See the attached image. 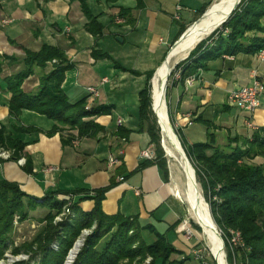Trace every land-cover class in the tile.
I'll return each instance as SVG.
<instances>
[{"label": "crops", "instance_id": "1", "mask_svg": "<svg viewBox=\"0 0 264 264\" xmlns=\"http://www.w3.org/2000/svg\"><path fill=\"white\" fill-rule=\"evenodd\" d=\"M215 1L88 0L91 14L103 28L101 38L108 39L106 50L99 48L100 38L86 31L87 19L78 1L0 0V127L10 131L15 124L40 130L20 136L26 143L22 158L32 173L16 174L24 164L2 159L0 178L18 184L34 199L56 194L58 201H64L74 193L73 203L84 213L94 207L93 191L113 181L101 202L105 215L134 219L146 244L143 235L150 232L155 237L152 243L157 235H164L173 247L185 251L174 227L184 209L174 194L172 178L156 163L140 158L152 145L146 130L138 128V94L146 75L157 71L170 47L203 12L212 10ZM43 44L63 51L71 65L61 87L70 103L85 98L88 107H112L110 115L94 118L104 128L97 138H77L71 132V143L62 144L68 132L47 137L54 123L45 116L26 110L17 118L9 114L6 79L22 70L24 50L37 52ZM94 51L104 59L96 60ZM254 72L264 84V63L248 54L211 57L197 69L185 70L173 87L177 100L173 123L188 149L206 141L207 122L211 132L224 140L249 139L264 126V97L252 118L228 101L232 90L252 84ZM40 75L35 69L23 82V91L37 92ZM188 78H193L191 85L186 84ZM87 87L95 88L97 96L89 95ZM248 121L253 128L247 127ZM119 127L130 131L125 138L115 135Z\"/></svg>", "mask_w": 264, "mask_h": 264}, {"label": "trees", "instance_id": "2", "mask_svg": "<svg viewBox=\"0 0 264 264\" xmlns=\"http://www.w3.org/2000/svg\"><path fill=\"white\" fill-rule=\"evenodd\" d=\"M70 1L80 3L82 13L87 19L86 31L93 37L101 38L103 28L91 14L88 0ZM105 1L115 3L117 0ZM263 49L264 0H242L228 20L200 41L188 57L174 69L180 71L182 77L185 70L197 69V65L208 58L238 54L257 55ZM92 55L96 60L104 59V55L98 51H94ZM197 55H200L199 59H196ZM53 61L55 63H52ZM21 64L22 70L6 79L7 90L11 94V116L17 118L23 110L45 116L54 123L52 129L45 133L47 137L68 132L66 138L62 136V144L71 143V132H76L77 138L95 139L104 131L94 118L110 115L111 106L88 107L85 98L70 103L63 92L61 87L65 72L71 68L63 51L43 44L37 52L24 50ZM48 68L49 72L46 73ZM35 69L41 72L39 88L37 92L28 94L23 91L22 84L34 74ZM153 73L146 75L144 87L138 94V128L140 131L146 130L150 144L155 147L156 159L149 162L156 163L167 173L159 148L160 131L150 116L149 81ZM206 128V141L192 145L185 149V152L209 204L212 219L225 246L231 250L228 258L233 260L234 264H264V127L252 132L249 139L228 138L225 146L217 144L216 135L214 131L211 132L208 122ZM10 129L7 131L0 127V150L10 151L8 161L17 162L22 158L26 146L20 136L39 133L40 130L15 124L11 125ZM129 132L119 127L115 135L125 138ZM240 140L242 143L238 145ZM22 168L27 174L32 173L27 162ZM113 186L114 182L111 181L109 186L93 191L91 199L94 201V207L90 212H81L77 204H72L70 211L76 215L73 225L65 221L57 230L48 226L43 239L36 238L35 243L40 245L38 250L43 253L41 264H62L65 253L79 232L94 222L97 226L96 233L86 241L75 264H118L123 260L130 263L135 259L142 261L147 257L151 258L150 264H185L189 261L188 255L181 260H170L171 255H183V252L173 247L164 235H157L154 243L146 244L141 238V228L134 219L124 218L120 214L105 215L101 202ZM55 197L56 194H49L43 198L44 205L48 204L51 210L60 213L66 203L58 201ZM34 200L22 192L18 184L0 178V257L5 247L3 238L9 232L14 214L24 217L26 203L31 204ZM47 218L50 219L51 216ZM178 225L179 223L174 227ZM59 230L64 232L63 239L58 238ZM131 230L133 235L129 236ZM230 231L240 233L243 247L231 249L228 246ZM55 239L60 240L58 252L49 250ZM42 241H45V244L41 245ZM136 242L138 246L134 249L132 247Z\"/></svg>", "mask_w": 264, "mask_h": 264}, {"label": "rangeland", "instance_id": "3", "mask_svg": "<svg viewBox=\"0 0 264 264\" xmlns=\"http://www.w3.org/2000/svg\"><path fill=\"white\" fill-rule=\"evenodd\" d=\"M218 1L219 0H216L214 2L215 4L212 8L215 7V5L217 4ZM107 42H108V39L100 38V40H97V43H99V48H101V49H106V47H108ZM180 62H181V60H179L177 63H180ZM177 63L174 64V66L172 68V75L170 74L171 76H169L168 81H167L166 107H167L171 126H172L176 136L178 137L179 142H180L183 150L185 151V149H187L189 146L185 144L181 134H177L176 127L174 126V123H173V112L175 110L176 103H177L175 89L173 88L175 86V84L177 83V81L174 77V74L178 71V70L174 69L176 67ZM159 65H161V64H159ZM152 79H153V76L151 77V79L149 81V84H150V100H151V108H150L151 114H150V116H151V120L155 121L157 127L159 128V122H158V120H157V118L153 112V108H152V99H151ZM235 90L236 89L232 90L231 92H233ZM255 119H257V117ZM159 131H160V128H159ZM159 135H160L159 148L162 151L161 158L165 163V167H166L167 172L169 173L170 178H172L171 172L175 171V169H174V167L172 168V163H170L167 156L165 155V152L163 150L162 143H161V133ZM216 141H217V143H219L220 146H225L227 144V140H224V137L218 138L216 136ZM241 143H242V140H240L238 142V145H241ZM151 149L155 151L154 145L151 146ZM0 153H5V154H8L9 156L11 154V152L7 151V150H0ZM1 159H3V157ZM8 159H3V160L8 161ZM20 159H22V158H20ZM18 161H17V163H18ZM16 170L18 171V168H16ZM20 172H22L24 174L26 173L22 167L20 168L19 173L17 172L16 174H20ZM50 172H52V170ZM178 177H179V180L182 182L183 178L179 172H178ZM196 181H197V179H196ZM197 183H198V186L200 188L201 195L204 199L205 205L207 206V208L210 212L209 204L204 198L201 185L198 181H197ZM67 198H71V200H72L71 195L66 197V199ZM43 200L44 199H41V200L35 199L34 200L35 203L34 202H32L31 204L26 203L25 208H24V217L20 216L19 214H14L9 232L7 234H5L4 238H3L5 240L4 241L5 247L3 250V254L0 257V264H19V263L41 264V261H42L41 259H42L43 253H40L38 250L40 245L38 243H35L36 238L41 237V239H43L42 237H44L45 230L48 228V226H52L55 228V230H57L58 226L63 224V222H65V221L70 225L74 224V222L76 220V215H74L70 211L71 206H69V213L66 212L65 205L62 207L60 213H57V212H55V210H51L48 207V204L44 205ZM178 200H179V198H178ZM64 202L66 203L65 200H64ZM179 202L183 206L184 215H183L179 225L176 228V233L179 234L183 240V241H181L183 243L184 250H185V251H182L183 255L184 256H186V255L190 256V259H189V261L186 262V264H217L214 257H213L211 250L207 246V243L205 242V240L202 236L201 230L195 225L194 222H192V220L189 219V215H187V213H188L187 206L182 201V199H180ZM49 215L51 216L50 219L47 218ZM183 222H186L188 224L187 228L191 232V236H190V239L188 241L184 238L185 234H183V233L180 234L177 232L178 227L180 225H182ZM96 227H97L96 223L94 222L90 227L84 228L79 232L78 236L73 240L70 248L65 253V257L62 261V264H75V262L78 259L79 254L81 253V251L85 247L86 241L96 233ZM158 229H159L158 230L159 232L162 231L160 228H158ZM128 235L132 236L133 230H131L128 233ZM143 236H144V240L148 244H151L155 238L154 234H152L150 232H145ZM58 238H60V239L64 238V232L63 231L59 230ZM222 240H223V238H222ZM78 241H81L82 245L78 249V252L76 253L75 257L70 262H68L69 261L68 257L70 255L71 251L73 250L75 244ZM44 242L45 241H42L41 245L45 244ZM223 242H224V240H223ZM137 246H138V243L136 242L132 248L135 249ZM223 248H224V257H225L226 264H234V261L230 260L228 258V255L231 254V250L228 247H226L225 244H224ZM49 250L52 252H58L60 250V240L55 239V241H53L50 244ZM181 250H182V248H181ZM194 252L198 253L197 259H195ZM180 256H182V255L173 254L170 257V260H172V261L173 260H176V261L181 260ZM150 263H151V258L147 257L146 259H144L142 261H140L139 259H135L130 263L128 262V260H123V261H120V263H118V264H150Z\"/></svg>", "mask_w": 264, "mask_h": 264}, {"label": "bare ground", "instance_id": "4", "mask_svg": "<svg viewBox=\"0 0 264 264\" xmlns=\"http://www.w3.org/2000/svg\"><path fill=\"white\" fill-rule=\"evenodd\" d=\"M237 1L219 0L206 17L195 27L191 28L185 40L168 55L166 61L154 73L151 83L152 108L159 122L162 147L168 160L172 163V168L174 167L175 169V171L171 172L174 194L179 200L182 199L187 206L189 219L201 230L202 236L217 264H226L224 245L213 229L215 224L201 195L193 168L187 163L185 156L182 154L185 151L171 126L166 107V92L168 76L171 74L174 64L182 60L201 39L208 37L213 27L228 17ZM178 172L183 178L182 182L179 180ZM81 245V241L75 244L68 257V262L75 257Z\"/></svg>", "mask_w": 264, "mask_h": 264}, {"label": "built area", "instance_id": "5", "mask_svg": "<svg viewBox=\"0 0 264 264\" xmlns=\"http://www.w3.org/2000/svg\"><path fill=\"white\" fill-rule=\"evenodd\" d=\"M180 10V7L177 6V11ZM175 19H178V16H174ZM257 60L260 64L264 63V49L261 50L257 54ZM174 77L176 81L181 80V72L177 71L174 74ZM103 83L106 82V79L102 80ZM193 83V78H188L186 80L187 85H191ZM86 91L89 95L96 97L97 91L93 87H87ZM264 97V84L258 80L256 72L253 74V82L250 86H245L236 89L235 91L231 92L228 96L229 103L234 106L236 109L246 112L250 114L251 118L254 115L255 111L260 107L261 105V98ZM118 124H120V121H118ZM248 128H253V125L251 121H248L246 123ZM0 157L3 159H8L10 156L5 153H0ZM140 158L145 161H153L156 159L155 151L151 148L144 150L140 154ZM111 163H114V160H111ZM19 165L24 164L23 158L18 161ZM48 172L51 171V169L47 170ZM120 181L122 179L120 178ZM65 204L66 212L69 213V206L73 204V201L71 198H67ZM188 224L186 222H183L182 225H180L177 229V232L180 234H185L184 238L188 241L191 236L190 230L187 228ZM227 244L232 249L235 247H243V242L240 236L239 232L236 231H230L228 238H227ZM195 259L198 257V253L194 252Z\"/></svg>", "mask_w": 264, "mask_h": 264}, {"label": "water", "instance_id": "6", "mask_svg": "<svg viewBox=\"0 0 264 264\" xmlns=\"http://www.w3.org/2000/svg\"><path fill=\"white\" fill-rule=\"evenodd\" d=\"M241 1L242 0H238L237 1V3L234 5V7H233V9H232V11L230 12V14L228 15V17H226L225 19H223L221 22H219L216 26H214L213 27V29L211 30V32H209V34L208 35H210L214 30H216L218 27H220L223 23H225L227 20H228V18L230 17V15L236 10V8L239 6V4L241 3ZM208 12H209V9L198 19V21H196L194 24H192L189 28H187L186 30H185V32L181 35V37L170 47V49L168 50V52H167V54H166V57H165V59H164V61H166V59H167V57H168V55L182 42V41H184L185 40V38L189 35V32H190V30H191V28L192 27H194V26H196L197 24H198V22L199 21H201L202 19H204L205 17H206V15L208 14ZM203 39H201L200 41H202ZM199 41V42H200ZM198 42V43H199ZM195 47V46H194ZM194 47L192 48V49H190V51L191 50H193L194 49ZM190 51L188 52V54L190 53ZM188 54L181 60V61H183V60H185L187 57H188ZM163 61V62H164ZM178 64V63H177ZM172 71V70H171ZM170 71V72H171ZM155 73V72H154ZM154 75V74H153ZM169 76H170V74H169ZM169 76H168V78H169ZM180 143V142H179ZM184 156H185V159H186V161H187V163H189L190 165H191V163H190V161H189V159H188V157H187V155H185L186 153H182ZM192 166V165H191ZM193 168V167H192ZM193 173H194V176L196 177V175H195V170H194V168H193ZM195 180H194V177H193V182H194ZM215 224V223H214ZM216 227V228H215ZM215 227L213 228L214 229V231L218 234V236L221 238V241H222V243H223V245H224V242H223V240H222V237H221V234L217 231L218 230V228H217V226L215 225Z\"/></svg>", "mask_w": 264, "mask_h": 264}]
</instances>
